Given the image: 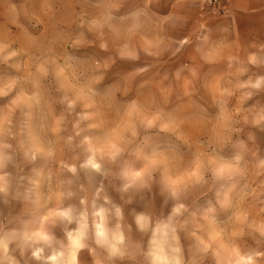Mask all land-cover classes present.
<instances>
[{"label": "clouds", "instance_id": "1", "mask_svg": "<svg viewBox=\"0 0 264 264\" xmlns=\"http://www.w3.org/2000/svg\"><path fill=\"white\" fill-rule=\"evenodd\" d=\"M0 264H264V0H0Z\"/></svg>", "mask_w": 264, "mask_h": 264}]
</instances>
